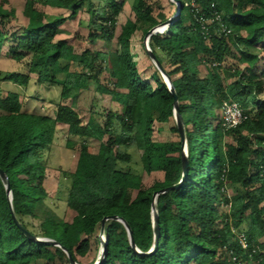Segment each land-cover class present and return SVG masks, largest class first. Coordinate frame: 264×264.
<instances>
[{"label": "trees", "instance_id": "1", "mask_svg": "<svg viewBox=\"0 0 264 264\" xmlns=\"http://www.w3.org/2000/svg\"><path fill=\"white\" fill-rule=\"evenodd\" d=\"M50 1L76 17L87 0H23L20 25H12L16 6L6 8L9 0H0V60L4 43L10 58L21 62L30 57L28 72L0 67V168L12 196L9 200L0 176V264H71L59 246L27 236L13 214L30 233L58 241L81 264L102 244L94 234L107 215L123 217L136 247L146 251L154 240L153 192L179 180L183 149L173 94L156 66V83L142 75L133 59L131 38L143 24L148 23L147 32L166 15H155L147 0H133L134 18L112 40L123 3L106 0L97 17L103 28L94 35L109 46L94 49L56 40L66 17L46 20L38 4ZM180 1L173 21L150 35L148 42L177 94L185 124L187 173L178 187L156 197L159 240L154 251L138 252L123 223L109 218L98 264H233L231 250L242 259L248 257L233 228L244 230L251 248H256L252 262L264 264V0H194L193 6L189 0ZM214 11L231 33L219 34L217 22L210 23L208 35L201 31L194 14L211 17ZM88 13L92 22L95 13L90 8ZM230 60L234 63L228 65ZM64 61L81 62L86 88L118 98L120 109L99 111L93 95L84 123L74 106L82 88L67 81ZM5 81L26 88L41 82L59 85V97L70 103L58 102L54 115L25 110L24 93L17 87L3 92ZM224 100L238 102L247 115L235 127L223 124L218 110ZM114 118L121 125L118 134L109 131ZM171 121L174 137L155 138V124ZM58 123L68 127L67 147L79 153L75 170H61L57 188L62 193L64 187L63 199L75 212L71 220L58 213L37 214L38 203L48 195V157ZM97 124L108 138L92 152L88 138ZM134 147L141 150V169L161 171L162 180L144 184L141 171L132 164Z\"/></svg>", "mask_w": 264, "mask_h": 264}, {"label": "rangeland", "instance_id": "2", "mask_svg": "<svg viewBox=\"0 0 264 264\" xmlns=\"http://www.w3.org/2000/svg\"><path fill=\"white\" fill-rule=\"evenodd\" d=\"M122 1L123 8L118 15L115 35L112 40H116L118 34L125 27V23L128 19L134 18V12L132 9L133 0H118ZM152 3L154 6V14L157 15L160 11L165 13L166 19L174 15L176 10V1L174 0H147ZM21 2L23 0H9L5 4L6 8L14 5L16 6V21H13L12 25H20L22 23V7ZM89 2L91 5L89 6ZM106 0H87L86 5L83 10H81L76 17H69V10L60 8L55 5L53 1L47 3V5L38 4V8L44 11L45 19L50 21L55 17H66L64 22L60 24V30L56 34L57 39L66 40L70 44H76L81 47H89L94 49H107L109 42L102 38L95 36L94 34L100 33L103 25L100 23L97 18L99 15L103 14L106 8ZM91 9L95 13V18L92 22H89V13L88 9ZM164 21V20H163ZM148 26V23L142 25L131 38L132 42V51L133 59L137 63V67L145 77H148L152 80L153 83L157 82L153 74L154 63L152 59L147 55L144 48V38H145V28ZM8 46L7 43H4L1 47V60L0 67L8 71H30L28 68V62L30 57L25 58L23 61H16L5 54ZM233 61H228V65L233 64ZM171 67V65H167ZM61 68L67 73V81L73 83L82 88L75 108L79 112L84 123L87 122L90 112L91 97L94 95L97 102V109L103 112L106 108H112L114 110L120 109V102L116 97H112L109 94H102L100 92L92 91L87 89L86 81V71L83 68L81 62L78 61H69L63 62ZM224 71V70H223ZM222 71V73H223ZM204 74V72H202ZM179 79V74L174 76V80ZM17 87L24 93V109L28 111H34L37 113H44L49 115H54L55 109L58 102L70 103V99H62L59 97L60 86L52 85L45 82H41L37 85H32L29 88L17 85L11 81L2 82V91L6 92L7 89H13ZM87 87V88H86ZM217 105V101L213 102ZM221 112L220 110H218ZM222 116V112L220 113ZM155 115V114H154ZM102 121V120H101ZM174 122L171 121L165 126L160 124H155V138L157 139H169L173 138L174 134L170 131V126ZM160 126V130L157 127ZM58 134L52 145V148L49 152L48 157V167L47 174L45 179V187L47 190V197L41 200L37 205V214L38 216H51L53 213H58L63 216L66 220H71L75 215V212L72 211L65 200L63 199L64 194L66 193L63 187L62 193H58L57 188L59 180L61 179V170L73 171L75 170L77 160H78V150L77 148H68L66 145L67 138L70 136L68 134V127L66 124L58 123ZM99 124L95 127V134L88 138L89 149L92 152H96L101 145V142L106 141L108 138V133H102L99 129ZM109 131L113 134H118L121 132V125L118 119L114 118L112 120V126L109 128ZM140 148H133V167H136L141 171L143 175V181L146 186H151L157 180L163 179V173L161 171H155L153 173H147L141 169L140 160ZM65 183L67 180H64ZM229 191L232 192V188H229ZM35 220H37L35 218ZM98 235L99 238L105 240V235L99 229L94 234ZM92 236V240L94 238ZM98 244L97 249H93L89 257L83 259L82 264H88L91 259L97 258L100 253V246ZM94 246V245H93Z\"/></svg>", "mask_w": 264, "mask_h": 264}, {"label": "water", "instance_id": "3", "mask_svg": "<svg viewBox=\"0 0 264 264\" xmlns=\"http://www.w3.org/2000/svg\"><path fill=\"white\" fill-rule=\"evenodd\" d=\"M174 1H176V10H175L174 15L172 17H170V18L165 19L164 21L158 23L157 25H155V26H153V27H151V28H149L147 30V32L145 34V38H144V48H145V51H146L147 55L152 59L154 65L159 70L164 82L167 84L169 90L172 92L173 97H174V100H173L174 118H175V121H176V126H177V128L179 130V133H180V138H181V141H182V149H183V152H182V173H181V176H180L178 181H176L174 183H171L170 185H168V186H166L164 188H161L159 190H155L153 192L152 219H153V228H154V240H153L152 246L148 250L142 251V250H140V249H138L136 247V244H135V241H134V238H133V234H132V230H131L129 224L127 223V221L121 216H118V215H107V216H104L102 218V220H101V229H100L101 232L104 231L105 222L109 218H113V219L119 220L120 222L123 223V225L125 226V228L127 230L131 245L138 252L146 253V254L151 253L152 251H154V249H155V247H156V245L158 243V240H159V219H158V211H157V208H156V197L158 196V194H160L162 192H165L167 190L174 189V188L178 187L182 183V181L184 180V178L186 176V173H187V168H188V153H187V149H186L185 124H184V120L182 118V115H181V113L179 111L177 94H176V92L174 90L173 81H172L171 77L169 76V74L167 73V71L164 68V66L162 65V63L156 57L155 53L151 49V47L149 45V42H148L150 35H152L153 33H156V32H162L164 29H166L168 27V25L175 18L176 14H177V10L179 8V5H180L181 1L180 0H174ZM0 176L4 180L5 188H6L8 196H9V200H12L11 188H10V185H9L8 177H7L6 173L3 171L2 168H0ZM13 215L15 217L16 223L18 224V226L22 229V231L27 236H29L31 238H34L36 240L46 241V242H49V243H52V244H55V245L59 246L67 254V257H68V259H69L71 264H81V263L76 262L74 260V258L72 257V255L67 251V249L63 245H61L58 241H56L54 239H51V238H47V237H39V236L33 235L32 233H30L18 221V219L16 218L15 214H13ZM101 241H102V244H101V247H100V253H99V255L97 256V258L94 260V262L92 264H98L100 262V260L102 259L103 255H104L105 240L101 239Z\"/></svg>", "mask_w": 264, "mask_h": 264}, {"label": "built area", "instance_id": "4", "mask_svg": "<svg viewBox=\"0 0 264 264\" xmlns=\"http://www.w3.org/2000/svg\"><path fill=\"white\" fill-rule=\"evenodd\" d=\"M189 3L193 6L194 0H189ZM194 17L199 24L201 31L208 35L210 33V23L217 22L218 26L216 27V31L219 34L227 35L232 32V29L225 25L222 22L221 14L217 11L213 12L211 17L205 16L204 14L195 13ZM216 64V63H213ZM221 112H222V120L223 124L226 128L235 127L241 122L245 120L247 115L244 113L243 108L238 104V102L234 100H224L221 104ZM230 206V204H228ZM233 232L236 235L239 246L242 248L244 253L248 252V257L242 259L233 253L229 259L233 264H258V262L253 263L251 260L253 252H255L256 248H251V244L248 240V236L244 230H236L233 228Z\"/></svg>", "mask_w": 264, "mask_h": 264}]
</instances>
